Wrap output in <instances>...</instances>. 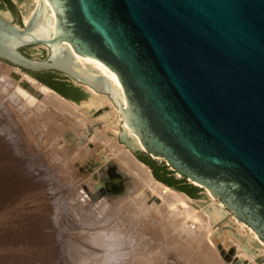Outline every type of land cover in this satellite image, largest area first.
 <instances>
[{"label": "water", "instance_id": "1", "mask_svg": "<svg viewBox=\"0 0 264 264\" xmlns=\"http://www.w3.org/2000/svg\"><path fill=\"white\" fill-rule=\"evenodd\" d=\"M76 54L106 64L121 93ZM0 60L42 83L34 72H57L85 94H61L76 104L91 97L87 87L109 95L118 140L197 192L141 160L155 179L201 203L213 196L264 241V0H40L21 24L0 11Z\"/></svg>", "mask_w": 264, "mask_h": 264}, {"label": "bare ground", "instance_id": "2", "mask_svg": "<svg viewBox=\"0 0 264 264\" xmlns=\"http://www.w3.org/2000/svg\"><path fill=\"white\" fill-rule=\"evenodd\" d=\"M16 1L27 22L40 0ZM45 12L54 20L52 11ZM3 16L11 18L8 12ZM75 57L121 93L116 73L106 64ZM87 88L91 97L76 104L27 71L0 60V162H13L35 175L40 184L32 189L45 187L40 192L47 203L65 199L62 210L55 211L70 225L80 256L102 252L116 262L130 258L128 264H231L221 256L222 248L234 249L237 262L264 264V241L250 226L227 216L223 204L211 195L201 203L155 179L118 140L121 114L114 100ZM67 132L75 139L73 146L68 145ZM35 140L42 145L36 146ZM86 164L91 172L81 170ZM112 165L118 174L108 169L107 186L100 170ZM12 173H5L9 180ZM2 174V194L22 189L21 180L11 186ZM227 217L235 232L215 229ZM15 236L25 243L30 238L28 232Z\"/></svg>", "mask_w": 264, "mask_h": 264}, {"label": "rangeland", "instance_id": "3", "mask_svg": "<svg viewBox=\"0 0 264 264\" xmlns=\"http://www.w3.org/2000/svg\"><path fill=\"white\" fill-rule=\"evenodd\" d=\"M12 2L15 9L11 8L8 3L0 0V11L8 12L11 15L10 20L21 24L23 19L22 10L16 0H12ZM22 50L28 56L42 57V50L37 46L24 47ZM70 132L65 133V136L67 137L68 145L73 146L75 139L69 135ZM35 143H37L36 146L40 144H38L36 140ZM45 144L50 146L51 143L46 142ZM32 145L35 147L34 143H32ZM40 145H42V143ZM42 148L43 146L41 149ZM139 156L149 157L158 164H161L159 159L152 158L144 152L140 153ZM12 163L7 164L0 162V171L3 173L2 176L5 175L7 171H11L13 172L11 177L12 181L5 175L8 179L7 184L12 186L18 179L22 181L23 186L22 189L20 188V190L17 191V188L9 192H4L3 194L2 191H0V264H128L132 262L130 258H128V260H131V262H126L128 261L126 259L121 261L119 259L116 262V260L103 257L101 255L102 252L88 256H80L78 251H76L79 248V242H76L78 240L75 238L74 233L72 234L70 225L67 221H63L64 218L57 215L56 212L61 209L60 204H62L65 199L62 197L54 200L55 202L53 201V203L50 204L47 203L45 199V202L40 192L44 191L45 187H43L44 189L39 188V191L32 189L35 185L40 184L37 183L36 176L28 173V171L23 172L21 168ZM112 168H114L116 173L118 172L113 165L110 166V168L107 167L106 169L100 170V179L105 181L104 183L107 186L109 177L108 169ZM85 169L91 172L93 168L86 164L85 167H81L82 171H85ZM110 179L114 181L112 177H110ZM95 181H97V177L94 178V182ZM1 182L0 184H2ZM46 184L47 183L44 185ZM4 185L6 186L5 183ZM191 198L193 199V197ZM62 205H64V203ZM228 221L229 218H225L215 226V229L223 228V230L235 232V225ZM25 231L30 234L29 241L26 243L17 241L15 235L24 236V233H26ZM234 253H236L234 249H230V251L227 252L221 248V256H225L223 258L224 260L226 259L225 261L227 263L233 264L234 261L237 262V253ZM64 254H66V257L62 256ZM246 263L247 261H240L236 264Z\"/></svg>", "mask_w": 264, "mask_h": 264}, {"label": "trees", "instance_id": "4", "mask_svg": "<svg viewBox=\"0 0 264 264\" xmlns=\"http://www.w3.org/2000/svg\"><path fill=\"white\" fill-rule=\"evenodd\" d=\"M10 5L11 8L15 9L12 0H1ZM40 80L54 88L60 94L65 97L80 100L85 97V94L81 91L79 87L74 86L72 83L65 81L60 78L59 74L54 71H37L34 72ZM140 160L152 167L154 174L162 182L175 186L177 189L186 192L187 194L194 196L196 194V188L189 184L184 178L177 179L174 175L169 174L167 171V166L164 164H158L155 160L150 159L149 157L139 156Z\"/></svg>", "mask_w": 264, "mask_h": 264}, {"label": "flooded vegetation", "instance_id": "5", "mask_svg": "<svg viewBox=\"0 0 264 264\" xmlns=\"http://www.w3.org/2000/svg\"><path fill=\"white\" fill-rule=\"evenodd\" d=\"M170 174V173H169Z\"/></svg>", "mask_w": 264, "mask_h": 264}]
</instances>
